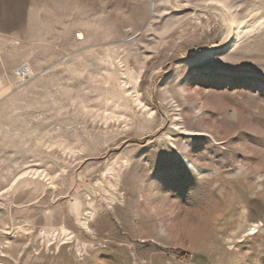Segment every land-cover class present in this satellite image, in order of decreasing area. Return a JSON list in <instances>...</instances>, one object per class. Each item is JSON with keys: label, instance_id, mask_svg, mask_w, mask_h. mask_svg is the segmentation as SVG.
I'll return each mask as SVG.
<instances>
[{"label": "rangeland", "instance_id": "rangeland-1", "mask_svg": "<svg viewBox=\"0 0 264 264\" xmlns=\"http://www.w3.org/2000/svg\"><path fill=\"white\" fill-rule=\"evenodd\" d=\"M0 264H264V0H0Z\"/></svg>", "mask_w": 264, "mask_h": 264}, {"label": "bare ground", "instance_id": "bare-ground-1", "mask_svg": "<svg viewBox=\"0 0 264 264\" xmlns=\"http://www.w3.org/2000/svg\"><path fill=\"white\" fill-rule=\"evenodd\" d=\"M25 70H26V72H27V73H29V74H31V73H32L31 69H29V68H26V66H25ZM31 75H32V74H31Z\"/></svg>", "mask_w": 264, "mask_h": 264}]
</instances>
